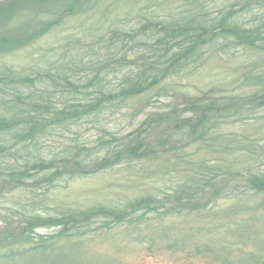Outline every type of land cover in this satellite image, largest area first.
Instances as JSON below:
<instances>
[{
	"label": "rangeland",
	"instance_id": "1",
	"mask_svg": "<svg viewBox=\"0 0 264 264\" xmlns=\"http://www.w3.org/2000/svg\"><path fill=\"white\" fill-rule=\"evenodd\" d=\"M60 1L14 10L12 30L32 29L36 20L44 26L56 20V25L5 52L0 66L28 73H65L89 93L95 90L88 83L95 72L80 60L102 63L107 50L101 47L114 30L197 20L231 10L230 20L252 26L258 23L253 14L263 10L261 0H66L57 5ZM153 28L147 43L155 41L153 30L154 37L160 36ZM221 47L210 50L199 68L106 110L91 123L58 129L39 146L24 151L27 158L36 153L49 159L77 144L92 149L101 139L130 144L136 134L153 150L144 157L125 156L99 172L65 175L56 187L33 179L9 181L7 174L0 175V264H264V202L261 196L226 192L225 181L237 169L264 173V103L242 108L259 94L264 97V51ZM129 61L121 66L123 72L110 75L109 88L118 89L125 83L124 74L137 67ZM75 97L68 101L85 100L82 94ZM231 99H237L241 114L194 141L191 122H197L199 112L189 106ZM175 114L177 120L171 118ZM226 157L237 162L227 164ZM148 199L154 201L150 208L127 216H97L89 227L69 232L61 226L22 225L24 216L31 214L59 217L101 207L131 210L135 202L146 204ZM42 243L51 248L31 251Z\"/></svg>",
	"mask_w": 264,
	"mask_h": 264
},
{
	"label": "trees",
	"instance_id": "2",
	"mask_svg": "<svg viewBox=\"0 0 264 264\" xmlns=\"http://www.w3.org/2000/svg\"><path fill=\"white\" fill-rule=\"evenodd\" d=\"M41 1L45 0H0V56L16 47L26 45L36 37V34L45 32L47 28L48 32L56 25V20L49 24L50 26H44L42 22L39 25L36 20L32 29L19 28L17 31L9 28L14 10L18 6L22 8L29 6L31 10L39 9L38 4ZM260 3L263 10L253 14L258 23L252 26L230 20V14L233 13L231 10L224 15L205 14L197 20L161 21L157 25L148 23L142 27H132L134 30L131 31H112L110 39L101 47L107 50L102 63L91 60L85 63L84 58L80 60V65L86 64L95 72L94 77L88 79V83L95 87L93 93L81 90L79 80L65 73L39 71L28 73L0 66V175L7 174L11 178L9 181L25 183L33 179L36 183L47 182L56 187L58 181L64 179L65 175L70 177L78 171L99 172L112 167L125 156L137 158L149 155L153 151L152 148L146 139L141 140L137 134L130 144L116 141L115 138L101 139L92 149L87 144H77L66 154L54 153L49 159L36 153H31L27 158L23 152L28 151L30 147L39 146L46 137L52 136L58 129L72 130L75 125L91 123L106 110L119 108L141 94L160 88L168 79L187 70L199 68L206 61L208 52L220 45L221 50L246 46L264 51V0ZM69 6L68 3L65 7ZM151 26L160 32V36L154 37L156 32L153 33L154 30H151L155 41L147 43ZM128 61L129 65L137 67L124 74L125 83L118 89L109 88L110 75L123 72L121 66L123 64L126 66L125 63ZM117 64L120 68L109 69ZM76 65L78 67L79 63ZM72 67L67 66L69 69ZM76 67L73 69L77 70ZM77 76L78 73L75 77ZM59 87L61 90H58ZM75 94L84 95L85 100L68 101L69 98H74ZM236 100L192 103L188 109L199 112L197 122H191L193 131L190 134L194 141L206 138L219 127L218 125L221 126L222 123L239 116L241 112ZM263 103L264 97L259 94L242 108H249L247 104L254 107ZM171 118L178 119L176 114ZM192 119L189 118V121ZM139 131L138 129L137 133ZM104 150L106 152L101 156ZM225 161L228 164L232 161L237 162V159L226 157ZM225 181L228 182L226 192L236 191L237 196L240 194L246 197H250L251 194L254 197L261 196L264 202V196L260 195L264 194L263 172L237 169L230 171ZM134 204L135 207L131 210L115 208L107 210L101 207L72 211L59 217L31 214L24 216L22 225L32 223V227L61 226L63 232H69L76 228L89 227L97 216H127V213L150 208L154 201L148 199L146 204L141 201ZM49 248L51 247L44 246V243L34 244L31 251Z\"/></svg>",
	"mask_w": 264,
	"mask_h": 264
}]
</instances>
